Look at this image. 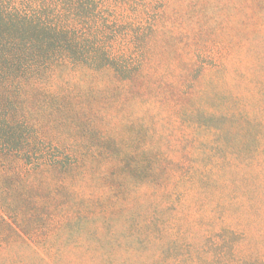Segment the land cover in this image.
<instances>
[{
	"label": "trees",
	"instance_id": "1",
	"mask_svg": "<svg viewBox=\"0 0 264 264\" xmlns=\"http://www.w3.org/2000/svg\"><path fill=\"white\" fill-rule=\"evenodd\" d=\"M170 1L0 0V264H197L181 213L252 123L228 0Z\"/></svg>",
	"mask_w": 264,
	"mask_h": 264
},
{
	"label": "rangeland",
	"instance_id": "2",
	"mask_svg": "<svg viewBox=\"0 0 264 264\" xmlns=\"http://www.w3.org/2000/svg\"><path fill=\"white\" fill-rule=\"evenodd\" d=\"M184 5L185 0H171L170 16L164 20L178 23L180 18L173 19L172 14ZM222 12L226 15L220 35L229 48L225 62L231 67L226 76L230 79L235 69L240 77L234 76L233 90L241 94L237 110L251 119L252 126L250 133L239 134L245 135L243 142L227 156L231 174L224 184L196 197L181 213L183 234L200 237L195 247L187 243L186 262L264 264V0H228ZM182 130L176 134L182 135ZM181 248L185 249V241Z\"/></svg>",
	"mask_w": 264,
	"mask_h": 264
}]
</instances>
